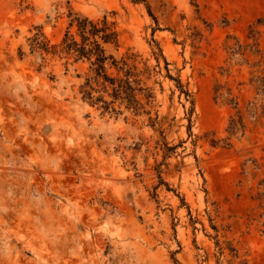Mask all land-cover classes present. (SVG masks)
<instances>
[{"label":"rangeland","instance_id":"obj_1","mask_svg":"<svg viewBox=\"0 0 264 264\" xmlns=\"http://www.w3.org/2000/svg\"><path fill=\"white\" fill-rule=\"evenodd\" d=\"M74 15L114 22L148 115L31 52ZM263 85L264 0H0V264H264Z\"/></svg>","mask_w":264,"mask_h":264},{"label":"trees","instance_id":"obj_2","mask_svg":"<svg viewBox=\"0 0 264 264\" xmlns=\"http://www.w3.org/2000/svg\"><path fill=\"white\" fill-rule=\"evenodd\" d=\"M108 46H118V32L114 22L108 21L105 16L90 19L74 15L60 42L55 44H50L42 33L30 39L31 52H39L42 56L63 57L66 64L68 59H72L73 64L86 65L85 71L79 76L82 78L79 94L89 106L97 107L102 113L115 115L120 114L121 107L133 115H148L145 105L153 99V94L145 87L141 79L142 72L137 71V60H130L131 57L116 60L107 52ZM156 63L158 65V60ZM166 71L168 72L167 68ZM168 77L171 78L169 75ZM176 83L180 92L188 98L190 95L187 90H183L179 80ZM228 102L237 105L233 99ZM149 121L151 125L155 123L150 118ZM241 127L240 119H231L229 133L233 135ZM217 144L212 141L213 146Z\"/></svg>","mask_w":264,"mask_h":264}]
</instances>
